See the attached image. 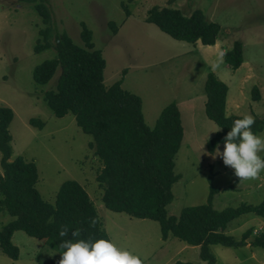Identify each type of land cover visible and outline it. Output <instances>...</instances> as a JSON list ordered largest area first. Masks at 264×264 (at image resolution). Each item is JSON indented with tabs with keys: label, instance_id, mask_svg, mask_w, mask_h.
<instances>
[{
	"label": "rangeland",
	"instance_id": "374dc122",
	"mask_svg": "<svg viewBox=\"0 0 264 264\" xmlns=\"http://www.w3.org/2000/svg\"><path fill=\"white\" fill-rule=\"evenodd\" d=\"M43 1L50 13L47 26L32 3L0 0V107L13 111L8 128L10 161L22 157L34 162L36 188L51 204L63 182L77 181L92 200L110 240L137 255L142 264H206L200 259L199 247L172 236L163 241L156 221L115 213L103 205L96 181L101 163L88 147L92 136L77 127L71 113L55 117L43 99L44 92L55 87L59 69L46 85H37L32 77L34 68L56 52L51 47L36 53L34 46L42 41L40 30L51 28V43L55 34H66L83 47L80 32L84 23L106 63L104 84L109 86L122 78V88L141 98L148 127H154L166 105H178L184 136L175 157L178 180L172 187L173 201L167 206L169 215L178 217L185 207L205 204L211 184L216 191L212 206L217 211L243 203L258 205L264 200V170L256 178L238 183L233 169L220 157L207 155L208 140L217 126L205 115L204 87L207 73L213 72L228 88L226 115L264 120V0ZM153 6L179 9L185 15L201 10L209 21L219 24L217 42L212 46L193 45L171 38L145 21ZM109 23L116 25V33ZM235 41L243 45L244 61L232 70L219 54ZM255 87L258 100L253 99ZM31 120L43 124L42 128L31 125ZM257 135L264 136V128ZM220 148L223 150V145ZM260 155L264 157V152ZM13 219L0 210V229ZM248 229L253 234L245 246H210L215 264H264V247L249 245L257 234L264 233V217L242 215L232 220L225 232L240 240ZM11 241L19 249L18 259H9L0 251V264H49L60 259V253L23 231L14 232Z\"/></svg>",
	"mask_w": 264,
	"mask_h": 264
},
{
	"label": "trees",
	"instance_id": "16d2710c",
	"mask_svg": "<svg viewBox=\"0 0 264 264\" xmlns=\"http://www.w3.org/2000/svg\"><path fill=\"white\" fill-rule=\"evenodd\" d=\"M22 1L32 3L42 23L50 24V13L43 0ZM122 7L129 16L125 5ZM145 21L171 38L193 45L197 42L215 45L221 32L219 24L209 21L201 10L185 15L179 9L153 6L147 11ZM109 26L113 33L117 32L114 23ZM50 29L40 30L43 38L37 41L34 51L39 53L52 47L56 54L37 65L32 77L37 85H46L59 69L55 87L44 92L43 99L55 117L71 113L77 127L92 136L88 147L101 163L96 181L102 190L103 205L115 213L156 221L163 241L172 236L187 245L199 247L200 259L206 264H215L211 245L233 248L247 245L253 234L251 229L245 231L240 240L225 231L232 220L242 215L264 217V200L258 205L243 203L215 210L212 206L216 193L211 184L212 173L208 177L211 185L205 204L185 207L178 217L167 213V206L173 201L172 187L178 180L174 172L175 157L184 136L178 105L175 102L166 105L154 127H148L141 98L122 88V78L109 86L104 84L106 63L101 51L94 48L92 31L81 23V47L66 34H55V41L51 43L48 40ZM223 53L225 64L232 70L238 69L244 61L240 41H235ZM204 88L205 115L217 128L220 127L208 140L207 149L211 153L217 142L223 145L222 138L232 122L243 116L226 115L228 88L213 72L207 73ZM252 93L254 100L260 99L256 87ZM12 119L13 111L0 107V210L14 218L0 229L1 253L9 259H18L19 249L11 241L16 231L43 241L58 253L63 251L60 244L65 239L110 240L92 200L77 181L63 182L51 204L41 198L36 188L38 172L34 162L22 157L10 161L8 128ZM30 122L40 128L43 126L35 120ZM251 127L256 134L261 132L264 120L254 118ZM62 226L69 231L65 237L58 234ZM74 230L79 231L77 237L71 235ZM249 245L264 247V233L257 234Z\"/></svg>",
	"mask_w": 264,
	"mask_h": 264
},
{
	"label": "clouds",
	"instance_id": "9594fccd",
	"mask_svg": "<svg viewBox=\"0 0 264 264\" xmlns=\"http://www.w3.org/2000/svg\"><path fill=\"white\" fill-rule=\"evenodd\" d=\"M219 55L222 58L224 53L221 52ZM253 124L254 118L251 115L235 119L230 130L222 138L223 150L220 148V142H217L213 151L207 153L212 159L220 157L225 166L233 169V175L238 178V183L254 179L264 170V157L260 155L264 152V136L257 135L252 130ZM219 130L220 127L214 131ZM91 223L94 225L95 219ZM68 232L67 227L62 226L58 234L65 237ZM71 235L77 237L79 231L74 230ZM60 247L63 251L57 264H142L137 255L104 238L65 239Z\"/></svg>",
	"mask_w": 264,
	"mask_h": 264
},
{
	"label": "crops",
	"instance_id": "0c3cea01",
	"mask_svg": "<svg viewBox=\"0 0 264 264\" xmlns=\"http://www.w3.org/2000/svg\"><path fill=\"white\" fill-rule=\"evenodd\" d=\"M199 42H197V44H198ZM123 83V82H122ZM123 86V85H122Z\"/></svg>",
	"mask_w": 264,
	"mask_h": 264
}]
</instances>
